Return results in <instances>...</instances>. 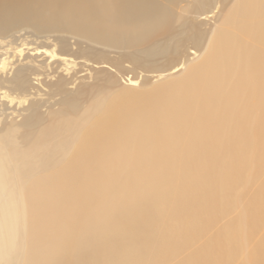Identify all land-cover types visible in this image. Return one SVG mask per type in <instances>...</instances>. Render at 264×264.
Returning <instances> with one entry per match:
<instances>
[{"label":"bare ground","instance_id":"obj_1","mask_svg":"<svg viewBox=\"0 0 264 264\" xmlns=\"http://www.w3.org/2000/svg\"><path fill=\"white\" fill-rule=\"evenodd\" d=\"M182 1L0 0V39L10 37L0 45V89L33 95L42 76L61 101L44 125L31 100L19 123L25 146L13 130L0 140V264L17 245L15 264L168 263L211 227L217 206L221 214L241 203L236 190L252 170L264 175V0H236L204 50L215 0H193L175 38ZM22 31L33 37H15ZM10 50L18 61L2 72ZM64 61L91 69L93 82L63 73ZM125 61L175 74L148 91L135 88L139 80L122 86ZM90 95L93 119L72 123L73 101ZM263 218L264 187L237 226L176 264H217L223 241L235 257L246 224Z\"/></svg>","mask_w":264,"mask_h":264},{"label":"rangeland","instance_id":"obj_2","mask_svg":"<svg viewBox=\"0 0 264 264\" xmlns=\"http://www.w3.org/2000/svg\"><path fill=\"white\" fill-rule=\"evenodd\" d=\"M192 1L193 0L182 1L175 8V10L178 12L179 15L177 14V16L175 18V21H174V27H176L175 33L171 37L178 38L179 34H176L177 31L182 32V29H184V31L187 30V28H186L187 24H185L184 20H187L192 15V12H195L194 8H193L194 3ZM235 1L236 0H227V1L215 0L213 5L206 11V13H209L207 15L209 20H206L207 23L203 24V26H202V28L204 29L203 31H204V37H205L204 38V45L202 48L203 50H204V48L207 47L212 35L214 34L215 28L220 24L224 15H226L228 10L234 5ZM191 3H193V4L191 7H189V5ZM198 18L200 21L208 19V18H205L204 14H201V16ZM183 24L185 25L184 28H183ZM21 35H23V37L30 38V39L33 37V35H31L28 32H25V31L17 32L15 34V37H19ZM8 39H10V37L0 39L1 41H3L2 43L0 41V45L7 47L6 43L8 42ZM71 41H73V40L71 39ZM193 50H195V48L190 47L189 53L191 54V57H194V58L198 57L199 52L192 53ZM116 52L117 51L111 52L110 55L116 56L117 55ZM13 53H14V51L10 50V54L7 56L8 59L5 61L6 62L5 70H2V72L10 70L12 68V66H14V62L18 61V58L16 56L14 57ZM4 57H6V56H4ZM88 65H91V64L89 63ZM0 66H1V64H0ZM77 69L80 70V72H77L78 71ZM81 69H83V70H81ZM121 70H122V72L118 73L119 74L118 77H119L120 81L122 82V86H127L126 84H128V82H129L128 79H133V80H137V81L139 80L140 82L138 81V84L135 86V88H140L142 91H148L149 89L152 88L151 86H156V85L160 84V82L163 83L162 81L165 82L166 79H169V77H170L169 75L175 74V73H172L174 71V69L168 70V71H162V72L146 73L140 69L134 68L133 65L128 61L124 62V67ZM61 71H63V73L68 74V75L73 74V72L74 73L76 72L79 79L83 78V81L89 82V83L90 82L92 83L94 78H95L91 69H88L87 67L86 68L85 67L80 68L79 65H74L72 63L69 64L68 61L63 62L62 66H61ZM37 78L38 79L41 78V79L38 80ZM43 79H44V77H43ZM49 79H54V77H50ZM79 79L78 78L75 79L76 82L74 81L73 84L69 85L70 89H72V88L75 89V87L80 83ZM146 79H147V81H146ZM40 81H41V83H40ZM34 82H35V84H37V89H36V91H34L35 94H33V95L15 97V95H10V93L8 91H6V89H0V110L1 109L3 110V112L0 115V140L2 139V137L3 138L6 137L5 134L7 135V132H9V130H13L14 133L17 134V137H19V139H17V141H19V143L22 146H25V144L27 142L23 141L22 136H23V133L25 134L26 132H28V130L23 128L22 126H20L19 123H21L24 115L27 114L28 107H29L32 99L40 100V101H38L36 108L39 111V113L43 116L44 119L47 118V120L44 121V125L50 124V122L53 123V121H54L53 117L51 116V118H50L49 114H51V111L54 112L60 108V106H61V101H59L60 96L59 95H52L51 92H48V90L50 88L46 87L47 85L42 82V76H37V77L34 76ZM44 85H46V86H44ZM149 87H151V88H149ZM99 88H103L102 85H98L97 87H94L93 90L95 92H97L99 90ZM50 91H51V89H50ZM45 92H48L49 94L45 93ZM49 97H51V98H49ZM95 99H97V97L95 98V95H90V97L85 98L84 101H73V102H76L79 105V107H78V110L76 113H72L71 114L72 116L70 115V118H72V120H71L72 123L73 122L77 123L81 119L85 120L88 118L86 120V123H87L88 121L93 119V118L89 119L90 118L89 116H91L93 114V110L91 112V109L93 108L94 104L97 103V101H95ZM75 118H77L78 121L75 120ZM84 120H81L80 122L84 123L85 122ZM48 121H50V122L48 123ZM45 122H47V123H45ZM41 125L43 126V124H41ZM41 125H39V127ZM254 173H256V174H254ZM259 173L260 172L257 169L252 170V172L250 174L251 177L248 180V183L239 187L236 190V193L240 195L239 200H241V203L239 205L237 204L236 206H234L230 209H227V210L223 209L225 213L221 212L222 209H220L221 214L218 212L219 206H217L215 211H217L218 214H216V212H214L215 213L214 214L215 220L213 221L214 224L212 222L211 227L209 226L208 229L205 230L204 233L203 232L199 233L200 239H198L199 237L197 236L198 238H196L195 241L193 243H191L192 247L190 246V244H189L190 247L189 246L188 247H181L179 249L180 255L178 253V255H175L172 260H171L172 257H170L169 260H171L172 262L168 261V263H165V264H170V263L176 264L179 260H182L185 256L189 255V253H191L193 250L200 248V246L203 245L201 248L206 247L208 241H210V239L214 238L217 233H221V231L225 230L229 226L230 223L231 224L233 223L234 226H237V224H235L234 222L237 221V219L239 220L240 216L245 211V207H248V205H251V203L253 202V199L259 195L260 190L263 191L264 175H261V173L260 174ZM245 176H246V178L249 177V175H247V174H245ZM260 179L262 180V182L260 181ZM260 186H263V187H260ZM255 191H256V193H255ZM252 195H254V196H252ZM244 196H247V198ZM232 216L235 218H233ZM263 221H264V218L252 229H249L247 224H246V233H245V235L247 236V238H246L247 242L245 245L246 248L243 252L236 253L235 257L234 256H233L234 258L232 257L233 259L229 258L228 255L226 256V254H227L226 251H228L229 250L228 248H230L231 246L228 245L229 243H227V241H225V242L223 241L220 245L221 246L220 250L223 251L220 253H222L223 256L220 257V259L218 257L220 262L217 264H259V263L264 264V222ZM148 222L152 225H157L156 223L159 221L157 219H150ZM222 227H224L225 229ZM249 227H250V225H249ZM219 230H221V231H219ZM213 234H214V236H213ZM201 235H202V238L203 237H205V238L202 239ZM205 240L207 241V243ZM223 243L224 244L227 243V245H224ZM17 246H16L17 248L16 247L11 248V250H10L11 259H10L9 263L7 261L6 264H15L18 261V259L16 257L17 256L16 253H19V245H17ZM224 246H227V247H224ZM154 248H155L154 242H152L151 245L149 246L150 250L148 249L149 250L148 253L152 252V250H154ZM181 254H183V255H181ZM224 255H225V257H224ZM149 258L150 257H146L144 259V264H147L148 262H150ZM221 259H223L224 261ZM174 260H175V263H174Z\"/></svg>","mask_w":264,"mask_h":264}]
</instances>
